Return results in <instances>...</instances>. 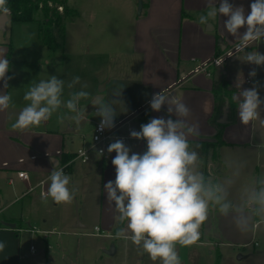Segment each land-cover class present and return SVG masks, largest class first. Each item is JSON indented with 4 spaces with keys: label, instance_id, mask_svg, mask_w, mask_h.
<instances>
[{
    "label": "crops",
    "instance_id": "1",
    "mask_svg": "<svg viewBox=\"0 0 264 264\" xmlns=\"http://www.w3.org/2000/svg\"><path fill=\"white\" fill-rule=\"evenodd\" d=\"M251 2L253 0H229V3L235 6L242 5L246 13L250 11ZM216 3L218 6L219 0H216ZM142 4V13L135 19L134 49L142 58L141 87L147 95L132 108V111L117 115L114 123L138 113L142 114L139 119L141 125L142 121L147 123L154 117L167 119V105L163 106L160 112H155L149 103L153 94L164 89L167 94L181 99L189 107L190 115L187 122L190 125H199L200 136L190 137V140L198 141L202 145L199 151L204 160L206 173L211 171L220 176L227 174L224 167L227 158L246 162L243 182H247L254 175L264 173V127L256 122L247 126L242 125L237 110L234 123H229L223 131L224 144L216 151L213 148L204 149L205 146L209 147L217 141L218 129L212 122L217 105L214 93L223 87V81L231 83L235 88L234 98L239 95L241 89L251 88L254 82L261 80L257 74L249 85L246 81L249 72L252 69L256 70L257 66L244 63L242 60L237 63L239 61L237 56L219 68L211 66L206 72L197 71L202 63L226 54L238 43V38L232 37L224 28L223 22L226 17L217 16L207 27L199 24L198 17L206 14L207 0H142ZM68 9L66 19L73 14V9L69 7ZM41 22L42 17L39 16L38 22L12 23L9 16L7 29L0 31L4 33L0 36V56H6L9 60L11 69L7 75L12 77L8 81L7 89L3 88V82L0 81V92L9 93L15 105L14 108L10 107L5 112H0V216H3L0 219V242L5 244L4 250L0 252V264H32V259L44 255L47 264H50L51 238L45 239L48 240L44 241L46 247L39 246L33 242L39 235L19 231L37 228L57 233L59 223L57 220L46 218L42 203V200L47 198L45 193L50 183L48 177L54 167L50 159L57 160L64 172L68 173L71 179L73 177L74 183H77L81 176H84L86 181L89 178L96 181L95 184L87 185V189H93L99 194L101 204L99 223L92 227V233L99 228L101 233L108 232L112 237L115 236L114 231L119 225L115 219L117 213L114 206L109 204L104 191V185L115 180V168L111 163L115 152L108 160H103L96 154L86 164L75 160L77 149L84 141L89 143L90 140L89 136L78 132V124L68 119L61 123L54 117L51 127L50 119L39 127L24 132L13 130L11 127L19 111L27 103L23 97L30 83L48 79L52 75L49 71L52 63L47 62L48 67L42 64L45 53L52 50L41 41ZM28 31L33 35V41L25 36ZM240 31L243 32L244 29ZM11 45L13 51L9 58ZM58 45V49L62 51L60 42ZM65 45L66 39L63 46ZM262 82L261 80L259 83L260 90H264ZM234 101L238 103L236 99ZM81 104L86 105L85 100H82ZM61 112L65 110L62 109ZM99 118L97 116L92 122V133L94 123ZM172 118L175 119L174 116ZM83 119L87 120V117ZM127 146L135 153H143L146 150V145L141 142H132ZM208 154L213 156L210 161L207 159ZM67 155L74 158L65 163L63 159ZM19 172L27 173L29 178L27 180L19 178ZM6 224H15L16 227L12 229ZM72 228L88 230V222L83 220L79 225L73 224ZM250 228L251 230L242 233L235 227L230 217L213 212L202 226L201 234L204 237H211L212 241L217 238L222 244L237 246L253 244L250 246L253 247L251 254L242 260L251 259L258 262L256 264H264V222H254ZM249 232L251 237H248ZM92 233L90 231L80 235L91 236ZM239 238L250 240L242 243L238 241ZM32 245L36 247L35 254L30 252ZM128 245L127 251L130 256ZM220 257L222 254L218 252V259Z\"/></svg>",
    "mask_w": 264,
    "mask_h": 264
},
{
    "label": "clouds",
    "instance_id": "2",
    "mask_svg": "<svg viewBox=\"0 0 264 264\" xmlns=\"http://www.w3.org/2000/svg\"><path fill=\"white\" fill-rule=\"evenodd\" d=\"M250 11L229 3V0H207L206 14L198 17V23L211 25L217 16L226 17L224 28L232 37L238 38L233 52L228 56L243 53L244 63L264 66V54L247 51L254 43L264 42V0H253ZM10 14L8 0H0V16ZM244 29L243 32L240 30ZM224 57L217 61L223 64ZM11 66L6 56H0V81L3 88H9L8 76ZM252 69L249 77H256ZM81 83L75 76L67 83L51 75L48 79L32 81L24 94L26 105L19 111L11 127L24 132L49 121L54 114L63 123L65 119L80 124L86 112L81 101L89 97L86 84L80 90L71 91L65 97V88L74 89ZM259 82L248 89H241L234 97L238 101L237 114L242 125L258 122L264 127L261 107L264 100L259 95ZM122 89L115 91L108 101L99 98L92 101L96 107L95 116L100 117L99 130L115 127L114 105L123 103ZM150 108L160 112L167 105L168 118L154 117L142 124L140 130H131L130 137L146 141L143 153L132 152L122 139L109 144L107 152H115L111 163L115 168V180L104 185L106 198L114 206L115 219L123 227L117 228L115 238L130 240L149 259L159 264H182L178 247H191L201 238V228L208 221L210 213L230 217L240 232H247L254 222H264V173L252 176L247 182L246 162L227 158L224 167L227 174L216 175L205 172L204 160L200 155L202 145L190 137H199L198 124H189V107L181 100L162 89L152 95ZM15 107L12 96L0 92V112ZM66 110L61 112V110ZM175 117L173 119L172 117ZM102 157L101 149L97 152ZM54 164L48 177L45 195L57 204L72 203L76 190L70 188L71 177L59 162ZM5 244L0 242V252Z\"/></svg>",
    "mask_w": 264,
    "mask_h": 264
},
{
    "label": "rangeland",
    "instance_id": "3",
    "mask_svg": "<svg viewBox=\"0 0 264 264\" xmlns=\"http://www.w3.org/2000/svg\"><path fill=\"white\" fill-rule=\"evenodd\" d=\"M67 6L73 9V14L66 19L64 30L61 25L53 27L55 40L57 43L60 42L62 51L59 49L55 52L47 51L42 64L48 67L47 62L52 63L49 71L52 75L63 79L66 85L75 76L81 78V83L74 89L65 88V97L71 91L80 90L81 85H87L84 90L90 95L85 99L87 111L83 117H87V120L82 119L77 130L89 136L88 139L91 140L92 122L97 118L94 114L96 107L92 105L93 100L99 98L108 101L115 91L123 88L120 97L123 103L114 105L116 114L120 115L132 111V108L147 95L141 87L142 58L134 49L135 19L139 15L140 0H67ZM1 34L4 33H0V36H3ZM61 34H63L62 38ZM25 36L32 41L34 39L29 31ZM22 39L26 40L23 37ZM65 39L66 45L63 46ZM255 50L264 54V42L254 43L247 49V51ZM239 56L240 60L237 63L243 61V53ZM256 72L263 81L261 84H264V66H257ZM258 91L261 99L264 100V90L258 88ZM261 116L264 118V105L261 107ZM54 117H58V114L52 116L49 127L52 126ZM204 149L210 150L211 147L205 146ZM212 157L211 154L207 155L209 161ZM92 183L95 184L96 181L91 178L86 181L84 176L79 177L77 183H74L72 177L69 187L74 188L76 192L70 204H55L50 197L42 200L46 218L57 220L59 223L57 233L49 239L50 264H154L147 254L130 240L111 237L105 231L102 232V236L80 235L90 231L92 233V227L99 223L101 210L99 194L93 189H87V185L90 186ZM2 218L3 216H0V219ZM83 220L88 222V230L72 228L73 224L79 225ZM248 235L251 237L250 232ZM36 237L34 244L46 247L45 242L48 240H45L44 235ZM239 239L238 241L242 243L247 241L244 238ZM219 243L217 238L212 241L211 237L203 236L202 244L187 248L178 247L182 264L258 263L251 259L237 262L240 255L246 257L251 254L253 247L250 246L253 244L237 246ZM112 246H115L117 254L108 257L105 251L110 250ZM218 252L222 254L220 260H218ZM31 261L32 264H47L45 255Z\"/></svg>",
    "mask_w": 264,
    "mask_h": 264
},
{
    "label": "trees",
    "instance_id": "4",
    "mask_svg": "<svg viewBox=\"0 0 264 264\" xmlns=\"http://www.w3.org/2000/svg\"><path fill=\"white\" fill-rule=\"evenodd\" d=\"M8 7L10 8V21L12 23H27V22H38V17H42L41 22V39L44 46L49 50L56 51L59 48L58 43L55 40L54 26H63V23L68 16V6L66 0H8ZM58 7H63V13H60ZM12 45L9 46L10 58L12 55ZM235 88L232 87L231 83L223 81V87L217 89L215 94L216 108L215 116L212 120L213 125L218 129L217 141L212 143L209 147L213 148L215 151L218 147L224 144L223 142V131L228 125L219 124V120L223 116V108L228 103L229 106V117L228 120L234 123V116L238 107V103L234 101L233 95L235 93ZM145 124V121H142ZM74 156L67 155L64 156L63 161L65 163L72 160ZM124 225H118L117 228L123 227ZM117 230V229H116ZM114 231V235L115 232ZM220 260V259H218Z\"/></svg>",
    "mask_w": 264,
    "mask_h": 264
},
{
    "label": "built area",
    "instance_id": "5",
    "mask_svg": "<svg viewBox=\"0 0 264 264\" xmlns=\"http://www.w3.org/2000/svg\"><path fill=\"white\" fill-rule=\"evenodd\" d=\"M58 10L60 13H63V7H58ZM233 52V49L226 52V54L218 57V58H213L212 60H209L207 62L202 63L198 70L199 72H206L208 70L209 67L214 66V67H220L217 66V61H219L222 57H224L223 60V64H225L227 61L231 60V58H233L234 56H236L235 54L232 56H228L230 53ZM222 64V65H223ZM221 65V66H222ZM254 78L248 77L247 78V83L249 85L252 84ZM96 111V108L94 109V113ZM142 116L141 113L129 116L127 118H125L124 120L118 121L115 123V127H113L112 129H105L104 131H100L99 130V124H100V119L99 118L94 124V129H93V133L91 136V140L88 142L83 143L82 146H80L76 153H75V160L80 161L83 164H86L90 161L91 157L96 154L97 156L98 153L101 149H103V156L101 157L103 160H108L110 158V155L107 152V148L109 146L110 143L115 142L116 139H122L124 141V143L130 144L132 142H141L144 145H146V141L144 140H136L130 137V131L131 130H136L139 131L140 130V117ZM18 177L21 179H28V175L25 172H19L18 173ZM12 183V181H11ZM20 232H27L30 233L32 235H44L45 239H49L52 235L55 234L54 231H41L37 228H26L24 230H19ZM91 236H102V233L100 232L99 228H96L94 230V233H92ZM202 239L203 236L201 234V238L200 240L196 243V244H202ZM195 244V245H196ZM30 252L32 254L36 253V247L35 246H31L30 247Z\"/></svg>",
    "mask_w": 264,
    "mask_h": 264
},
{
    "label": "water",
    "instance_id": "6",
    "mask_svg": "<svg viewBox=\"0 0 264 264\" xmlns=\"http://www.w3.org/2000/svg\"><path fill=\"white\" fill-rule=\"evenodd\" d=\"M143 10V4H142V0H140V10H139V14L142 13ZM9 21V15L7 17H3L0 16V31H5L6 28V24ZM213 29V28H212ZM229 106L228 103L226 104V106L223 108V116L222 118L218 121L219 124L221 125H228L230 122L228 120L229 117ZM6 226L15 229L16 225L15 224H6ZM105 254L109 256H114L116 254V248L115 246H112L110 250L105 251ZM243 256H239L238 260H242Z\"/></svg>",
    "mask_w": 264,
    "mask_h": 264
}]
</instances>
